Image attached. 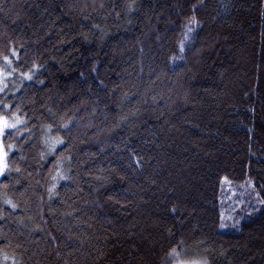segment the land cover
<instances>
[{
    "label": "trees",
    "instance_id": "obj_1",
    "mask_svg": "<svg viewBox=\"0 0 264 264\" xmlns=\"http://www.w3.org/2000/svg\"><path fill=\"white\" fill-rule=\"evenodd\" d=\"M0 72V264H264V0H0Z\"/></svg>",
    "mask_w": 264,
    "mask_h": 264
},
{
    "label": "rangeland",
    "instance_id": "obj_2",
    "mask_svg": "<svg viewBox=\"0 0 264 264\" xmlns=\"http://www.w3.org/2000/svg\"><path fill=\"white\" fill-rule=\"evenodd\" d=\"M1 77L2 74L0 72V81ZM0 117L5 118L9 124H15L13 119L1 115ZM6 131L7 129L4 134L0 136V145H2L3 151L6 153L5 163L7 159L5 143ZM234 194H237L239 198L238 202L234 200L233 203H230L226 201V199L223 201L222 228L225 229H236L245 216L254 214L261 206L260 193L255 183L250 178L243 182L225 181L222 188V197H236ZM232 205H235V208L232 209ZM176 250L177 251L170 254L167 264H207L205 257L193 246L182 243Z\"/></svg>",
    "mask_w": 264,
    "mask_h": 264
},
{
    "label": "snow or ice",
    "instance_id": "obj_3",
    "mask_svg": "<svg viewBox=\"0 0 264 264\" xmlns=\"http://www.w3.org/2000/svg\"><path fill=\"white\" fill-rule=\"evenodd\" d=\"M14 127L15 125L9 124L5 118L0 117V136L4 134L6 129ZM5 155L6 153H4L2 145H0V175L4 174V169L7 167L5 163Z\"/></svg>",
    "mask_w": 264,
    "mask_h": 264
}]
</instances>
